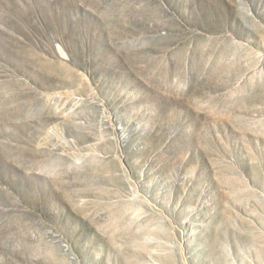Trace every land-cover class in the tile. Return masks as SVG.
<instances>
[{
    "label": "rangeland",
    "instance_id": "1",
    "mask_svg": "<svg viewBox=\"0 0 264 264\" xmlns=\"http://www.w3.org/2000/svg\"><path fill=\"white\" fill-rule=\"evenodd\" d=\"M0 264H264V0H0Z\"/></svg>",
    "mask_w": 264,
    "mask_h": 264
},
{
    "label": "bare ground",
    "instance_id": "2",
    "mask_svg": "<svg viewBox=\"0 0 264 264\" xmlns=\"http://www.w3.org/2000/svg\"><path fill=\"white\" fill-rule=\"evenodd\" d=\"M58 50H59V52H60L61 54H63V55L66 54L65 51H64V49L62 48L61 45H58Z\"/></svg>",
    "mask_w": 264,
    "mask_h": 264
}]
</instances>
